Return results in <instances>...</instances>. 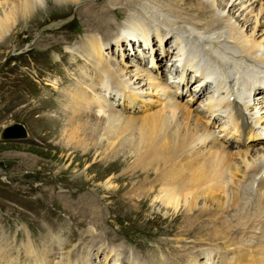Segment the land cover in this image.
Here are the masks:
<instances>
[{
    "label": "rangeland",
    "instance_id": "1",
    "mask_svg": "<svg viewBox=\"0 0 264 264\" xmlns=\"http://www.w3.org/2000/svg\"><path fill=\"white\" fill-rule=\"evenodd\" d=\"M22 1L34 4L31 15L35 20L31 22L29 20L27 23L21 21L20 15L26 10L23 6L20 7ZM86 1L88 0H84V2ZM54 2L55 0H9L4 8H0V22L5 21L4 24H7L6 13H18L19 11V18L13 23L15 24L13 33L8 37L9 41L6 44L2 45L5 43L3 42L4 36L3 33L0 34V177L16 182L23 188L37 187L38 189L34 190L37 197L36 202L46 208L49 213L54 214V226L60 220L67 221L63 227L68 235L72 230L85 225L89 220L98 219L101 221L98 227L102 226L97 231L105 235H108L110 231H121L125 233L128 241L138 239L140 236L152 241L170 240L179 235L186 238V235L189 234L193 237L192 241L200 242L203 235L207 237V230L202 226H196L192 214H185V210L174 213L172 205L165 204L166 201L163 204L154 201V197L160 196L162 192L161 186L165 185L164 187H166L164 183H149L151 175L158 172L163 166V164L157 163L159 161L156 159L149 157L157 152L152 148L146 149L142 153V156L144 154L146 156L145 160L131 166L130 163L133 160L126 161L122 156L125 154V150H134L139 147V144L144 145L147 141V135L150 133L142 124L143 120L139 127L135 128L129 140L126 143L122 141L121 147L116 149V153L120 156L107 159L102 156L118 140L112 143L103 140L101 144H98L92 138L91 127L100 128L107 125L105 127L108 130L111 131L114 128L117 130V134H120V138H123L136 125L137 118L129 119L130 121L124 119L123 123L121 120L116 121L117 123L111 125L102 119V122L101 120L99 123L96 122L98 126L95 122H85L90 118L79 119L78 121L81 122L77 124L81 125L80 128L85 129V132L79 133L67 141L68 133L64 137L61 131L65 128V122L51 123L48 122L52 121L49 118L41 119L42 115H51L44 112L47 104L26 97L24 85L28 74L33 72L37 65L49 60L53 48H58L65 43L67 33L87 31L77 5L70 4L68 7L65 4L56 7ZM109 15L111 16L109 21L112 22V17L117 19L121 16V12L119 9L111 8ZM125 17H119L117 21ZM54 32L56 34L53 36L54 38L44 36ZM52 39H56V41ZM27 100L30 102H25ZM27 105V109L24 110ZM17 122L24 126L28 135L18 139H3L1 133L4 127ZM18 135H21L19 131ZM260 146L261 144L258 145V147ZM232 166L233 164L228 169ZM59 191L71 194L65 198L60 196ZM154 193L156 194L154 195ZM88 201H92L93 205L100 206L99 211L93 212L92 206L87 212L82 210ZM4 203L6 202L0 198V204ZM168 205L170 206L168 207ZM8 210L18 214L11 208ZM170 212L171 214H168ZM25 215L29 218L34 217L29 212H25ZM73 217L84 219V222L78 224L77 219L75 220ZM199 218L198 216L197 220ZM192 222L193 225H191ZM67 227L70 229L68 230ZM78 233L77 230L74 237ZM207 238L210 241L218 242L219 240L218 243L226 249L220 239L214 240L212 236ZM70 240L71 237L64 240L63 245ZM203 240L206 239L201 241ZM75 247L79 248L77 245ZM79 249L83 251L81 248ZM61 254L65 256L66 253L62 252ZM80 255L84 256L83 252Z\"/></svg>",
    "mask_w": 264,
    "mask_h": 264
},
{
    "label": "bare ground",
    "instance_id": "2",
    "mask_svg": "<svg viewBox=\"0 0 264 264\" xmlns=\"http://www.w3.org/2000/svg\"><path fill=\"white\" fill-rule=\"evenodd\" d=\"M153 1L154 0H88L84 2V0H55L54 3L56 7L63 6L65 4L68 7L70 6V4L78 6L79 14L83 19L87 29L85 33H91L86 36L85 40L81 44L82 47H85L90 44H99L100 46H102L101 38L111 36L113 33L111 28L113 26L119 28L120 22L117 21L119 17H129L133 12L142 11L144 8V3ZM206 1L209 3L208 7H220L224 10V12L232 15L234 18V24L232 26L233 32L243 34L247 45L255 53V55L264 58V0ZM8 2L9 0H0V8H4V6ZM22 6L26 8V10H24L20 15L21 21L27 23V21L29 20L30 22L32 20H35L31 15V12L34 10V4L22 1L20 7ZM111 8L119 9L121 12V16L117 17V19H115V17H112V22L109 21V18L111 17L109 15ZM156 11L161 17V30H168L170 32H173L175 36H179L181 28L183 26H188L185 23V20L181 17V13L179 8L177 7L176 2L173 0H158ZM18 13H6L7 17H5L7 19V24H4L6 23L5 21L0 22V34L3 33V42H5L2 43V45L6 44V42L9 41L8 37H10V34L13 33L15 25L13 23L16 22V20H18L19 18ZM192 22L194 25L203 26L206 24V22H203L201 20H194ZM193 24H191L190 27H192ZM99 32L101 33V35L98 34ZM116 33L118 34L117 42H120L122 38H127L129 35H131V33L127 32L126 30H122V32L117 30ZM54 35H56L55 32L44 36L46 38H51ZM146 38H148V36ZM54 41H56V39ZM142 43V39L123 42L120 49L127 55V57H129V59L125 61L124 59H118V62L123 63V66L127 69L129 76L133 78L135 83H142V85L144 86L146 82V76L144 74L149 70V68L145 67L144 64L146 63V61L149 62L151 58L155 57L157 61L156 64H152V66L154 68L156 67V69H159V67L161 66L160 62L164 61V59L161 57L160 49L165 47V38L164 36L152 38V47L146 46L144 43L142 46ZM139 49H141V52L143 53H141ZM132 55L137 56L136 60L140 62H134L135 58L132 57ZM107 75L111 76V78L122 89L125 98L135 103L138 101L143 102L138 93L129 92L130 89L125 90V88L129 85L126 81H120L115 71L102 74L101 78H105V86L109 83L108 79L106 78ZM263 94L264 91H261L256 95L257 104L255 107L258 110L259 117L264 121V101L261 99ZM25 102H30V100H27ZM154 104L156 103L150 100L145 104L146 107L143 108L142 113L137 112L135 114L124 113L120 111H111V109L110 112L97 116H75L66 118L51 114L42 115L41 119L49 118L52 121H47L51 123L56 121L65 122V128H63V130L61 131L64 137L65 134L68 133L67 141H70L72 138H74L75 135L85 132V129L80 128L81 125L79 126V124H77L81 122L78 121L79 119L90 118L86 119L85 122L91 121L95 123H99L100 120L102 122V119H105L106 123L108 122V124L111 125L116 121L119 122L121 120V122L123 123L122 120L124 119L135 120L137 118L135 121L136 125L132 129H130L123 138H120V134H117V130H115L114 128L112 129L111 127V129L115 130L116 132L108 130L105 127L107 125H104L100 128H95V125V127H91V134L93 135L92 138H94L98 144H101L103 140L108 141V143H112L118 140V142L116 141L117 143L113 145L105 153L104 156H102L107 159L120 156L116 153V149L118 147H121L122 141H125L126 143V141L129 140V137L132 135L135 128L139 127L140 122H142L143 120L144 123L142 124L149 130V133L151 135L149 134L147 135V138L145 137L147 141L144 143V145L139 144V147H136L134 150H125V154H123L122 156L124 157V159H126V161L133 160L132 163H130L131 166L137 162H140L141 160H145L146 156H144L145 154L142 156V153L146 149L152 148L157 153L149 157L156 159L157 161H159L157 163L164 165L168 161L173 159L177 152L187 147L191 142L196 143L198 139L206 136L208 134V128L202 124L197 114L193 112L191 108L183 106L181 102L167 108H154ZM27 107L28 105L24 110H26ZM128 123L127 125H129ZM101 125H103V123H101ZM235 144H237V142H235ZM147 152L149 151L147 150ZM232 164V168L228 169V167ZM263 164L264 141L261 143L260 147H258V145L253 147L248 146L236 151L227 149L224 145H216L215 149L208 155L205 160L200 163V165H198L196 170L186 176L184 183L174 187L167 185L166 187H164L165 185L163 187L161 186L162 192L160 196L156 195L154 197V201L161 202L162 204L164 201H166L164 203L172 205L171 207L174 213H179L181 210H185V214H192L196 226H202L203 228H205L207 230V237L212 236L214 240L220 239L226 250L244 247L245 244L243 238L238 236V231H241V228L246 225L249 227H255L254 223L259 219L258 216H256L254 220L250 219V207L252 204V200L241 199L239 190L235 187L236 182H229L227 179L213 188L202 189L200 186L202 182L205 181V179H210L217 175L226 176L228 170L232 171L235 175L243 177L246 175V169L252 166H262ZM110 178L112 181V176ZM59 192L61 193L60 196L65 198H68V196L71 194L65 191ZM155 194L156 193H154V195ZM210 201L215 203L214 205L216 206L211 205L213 203L210 204ZM92 203V201H88L86 207L82 208V210L87 212L90 210L89 207L92 206V211L98 212L100 206L93 205ZM170 205H168V207ZM168 214H171V212ZM198 216L200 218L197 220ZM92 221V223L95 225V228L98 230V225L101 224V221H99L98 219H93ZM191 225H193V222ZM244 236L246 237V234ZM207 237L206 235H203L201 237V240L208 239ZM94 239H96V236L94 237ZM179 239L183 240L186 238L182 235H179ZM201 240L200 242H202ZM193 242L200 243L198 241ZM208 247L211 248L212 246ZM19 250L20 247L17 248V251ZM72 252H74V256H76V254L80 255V253H82L83 251H80L79 248L75 247L72 249ZM60 256L64 260L63 264H76V261L68 256V254H65V256H62L61 254ZM5 258L6 251L4 247L0 245V264L4 263ZM34 264H48V261L41 258Z\"/></svg>",
    "mask_w": 264,
    "mask_h": 264
},
{
    "label": "water",
    "instance_id": "3",
    "mask_svg": "<svg viewBox=\"0 0 264 264\" xmlns=\"http://www.w3.org/2000/svg\"><path fill=\"white\" fill-rule=\"evenodd\" d=\"M18 131L20 132L21 135H18ZM26 134H27V131L24 128V126L21 125L20 123H15L5 128L2 133V136L5 138H8L12 136H22V135L24 136Z\"/></svg>",
    "mask_w": 264,
    "mask_h": 264
}]
</instances>
